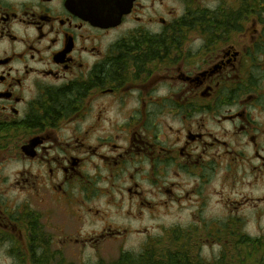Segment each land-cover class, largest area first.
Masks as SVG:
<instances>
[{"label":"flooded vegetation","instance_id":"af4514ba","mask_svg":"<svg viewBox=\"0 0 264 264\" xmlns=\"http://www.w3.org/2000/svg\"><path fill=\"white\" fill-rule=\"evenodd\" d=\"M97 4L119 18L0 0V166H18L0 167V191H44L89 218L99 194L127 200L128 218L189 202L201 241L263 239L248 226L264 218V0H132L126 14L124 0ZM37 227L0 208L9 251L17 237L47 251ZM126 230L109 225L93 243Z\"/></svg>","mask_w":264,"mask_h":264},{"label":"rangeland","instance_id":"374dc122","mask_svg":"<svg viewBox=\"0 0 264 264\" xmlns=\"http://www.w3.org/2000/svg\"><path fill=\"white\" fill-rule=\"evenodd\" d=\"M177 10H180L179 6ZM0 161H2L1 156ZM0 167L4 173L9 175L18 166L14 161H7ZM182 182L183 188H186L185 184L189 181L183 179ZM144 185L143 189L145 193H148V186ZM188 185L192 186L193 184L189 182ZM101 189L107 191L109 188L102 186ZM208 190L210 193L214 192L211 187ZM31 195L33 197L19 190L0 191V208L10 211L12 216H35L38 223L36 232L40 233L41 242L46 243L47 251H51L52 255H58L55 256L56 258L60 256L63 261H66V264H95L100 260L111 263L117 260L119 254L123 251L138 254L152 242L151 240L155 242L166 240L169 238L168 231L173 229L180 231L178 233H181L182 230L189 233V236L185 235V237L193 247L190 250L197 251L199 259L202 261L229 264L237 255V250L231 245L221 243L222 241L219 243L217 240H206L207 236H204L203 241H201V237L195 235V230L189 229L198 226L197 223L192 222L193 218H191L190 213L200 210V208L194 207L189 202H184L183 205L177 204L171 208H157L153 213L140 218H128L123 215L130 207L127 200H123L124 204L120 209L115 204L106 203V200H112L111 194L110 196L99 194L97 198L88 204V210H90L92 217L89 218L83 216L82 210L77 211V205L71 203V201L68 202L62 199V205H57L55 208L53 202L55 198L51 196L52 194L49 195L41 191L39 195ZM41 195H44V197L42 201H39ZM146 196L149 199L150 195ZM118 200L119 196L117 195L115 202H118ZM215 201V196L210 194L206 198L204 211L202 209L203 216L208 217L209 220L215 219V215L219 211ZM102 216L104 217L103 221ZM209 224L212 225L211 222ZM109 225H115L120 229L126 228L127 230L125 234L123 232V237L120 239H108L93 243L98 234L107 233ZM248 229L253 234L259 235L260 233L264 235V218L258 225L251 222ZM12 233L17 236L16 233ZM68 237L71 238L68 239ZM17 238L20 249L9 251L11 243L8 235H5V233L0 234V264H29V251L27 246L24 245L25 240L21 237ZM90 240L92 243H89ZM258 240L264 242V238ZM83 243H88V245H83Z\"/></svg>","mask_w":264,"mask_h":264},{"label":"trees","instance_id":"16d2710c","mask_svg":"<svg viewBox=\"0 0 264 264\" xmlns=\"http://www.w3.org/2000/svg\"><path fill=\"white\" fill-rule=\"evenodd\" d=\"M192 18L194 21H200L199 14L191 16ZM178 232L180 231L175 229L168 231L169 238L162 242L151 240L152 242L138 254L123 251L117 260L111 263L100 260L95 264H221L199 259L197 251L190 250L192 245L185 237V235L189 236V233L186 230ZM232 247L237 250V255L229 264H264V242L261 240H241ZM55 256L58 255H52L51 251H29L28 261L29 264H66L60 256L57 258ZM197 259L199 261H196Z\"/></svg>","mask_w":264,"mask_h":264},{"label":"water","instance_id":"95a60500","mask_svg":"<svg viewBox=\"0 0 264 264\" xmlns=\"http://www.w3.org/2000/svg\"><path fill=\"white\" fill-rule=\"evenodd\" d=\"M76 1H79V3H76ZM104 0H71L73 6L78 10V12L93 21L97 24H107V21H109L110 18H115L120 16V13H116L115 15L109 16L106 14L103 10L96 9L97 3L100 4ZM132 0H124V14L129 12L130 4ZM92 4V5H91Z\"/></svg>","mask_w":264,"mask_h":264}]
</instances>
